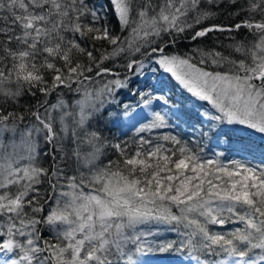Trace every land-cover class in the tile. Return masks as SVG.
<instances>
[{"label": "snow or ice", "instance_id": "6c2138e0", "mask_svg": "<svg viewBox=\"0 0 264 264\" xmlns=\"http://www.w3.org/2000/svg\"><path fill=\"white\" fill-rule=\"evenodd\" d=\"M173 256L264 264V0H0V264Z\"/></svg>", "mask_w": 264, "mask_h": 264}, {"label": "trees", "instance_id": "16d2710c", "mask_svg": "<svg viewBox=\"0 0 264 264\" xmlns=\"http://www.w3.org/2000/svg\"><path fill=\"white\" fill-rule=\"evenodd\" d=\"M160 75V78H159V81L166 84L169 89H170V92L174 95L175 94V89L179 88L177 85H176V82L174 80L171 79V77L168 75V74H165V73H157ZM179 100H175L181 104H185V105H188L190 107H196V105L191 102L189 99L186 98L185 95H182V93L179 94L178 96ZM252 140L254 141V143L256 144H260L262 142V139L260 137H257V136H253L252 137ZM169 238H171V234H169ZM184 258H187V256H181L179 259H176L175 256L173 257H170L169 258V262H172V261H179V260H182Z\"/></svg>", "mask_w": 264, "mask_h": 264}, {"label": "rangeland", "instance_id": "374dc122", "mask_svg": "<svg viewBox=\"0 0 264 264\" xmlns=\"http://www.w3.org/2000/svg\"><path fill=\"white\" fill-rule=\"evenodd\" d=\"M157 77H158V79H159V78H160V75L157 74ZM157 87H161V88H163L164 91H165L166 93H169L170 95H172V97H173L174 100H179L178 96H179V94L181 93L180 88L175 89V91H174L175 94L173 95V94L170 92V89H169V87H168L166 84H164V83H162V82L159 81V83L157 84ZM254 136H257V135H254ZM257 137H259V136H257ZM187 260H188V258H184V259H182V260H179V261H172V262L165 261V264H170V263L177 264V263L180 262V261H183V262L187 263Z\"/></svg>", "mask_w": 264, "mask_h": 264}, {"label": "bare ground", "instance_id": "6f19581e", "mask_svg": "<svg viewBox=\"0 0 264 264\" xmlns=\"http://www.w3.org/2000/svg\"><path fill=\"white\" fill-rule=\"evenodd\" d=\"M182 262H183V261H180V262H178L177 264H182ZM170 264H174V263H170ZM183 264H187V263L183 262Z\"/></svg>", "mask_w": 264, "mask_h": 264}]
</instances>
